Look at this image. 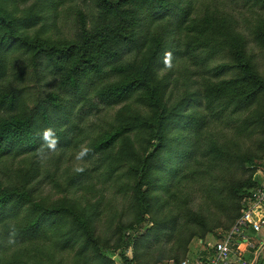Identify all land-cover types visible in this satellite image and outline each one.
<instances>
[{"label": "trees", "instance_id": "obj_1", "mask_svg": "<svg viewBox=\"0 0 264 264\" xmlns=\"http://www.w3.org/2000/svg\"><path fill=\"white\" fill-rule=\"evenodd\" d=\"M4 1L0 0V163H18L0 175V248L11 235L21 246L32 245L33 251L35 242L45 241L37 244L45 246L39 250L43 258L48 247L78 248V258L89 253L96 264H116L100 251L108 246L95 232L101 216L98 205L82 206L68 197L52 204L38 199L42 159L51 149L54 153L81 143L88 129L79 118L86 107V113L98 112L101 106L128 107L134 101L149 108L146 114L120 111L117 121L86 146L95 166L80 169L67 184L85 188L98 172L121 182L119 187L131 194L123 212L124 217L130 213L131 223L119 227L122 234L146 216L151 217L150 232L156 236L175 233L177 215L186 209L192 187L207 189L206 182L216 170L230 169L227 165L238 155L209 136L212 123L224 124L252 111L264 133V70L249 45L252 38L264 49V15L248 21L246 34L230 12L205 6L204 15H197L198 0H74L91 4L94 13L88 17L79 12L82 25L74 39L43 42L27 31L46 17L40 0L18 17L20 0H11V11ZM245 4L249 10L264 12V0H245ZM14 53L19 55L12 62ZM218 56H227L228 62L211 68ZM21 59L22 66L11 76V62ZM181 62L204 69L210 78L203 87L196 82L198 89L188 87L183 97L170 102L167 91L172 80L161 71ZM26 69L39 89L31 106L26 87L18 84ZM49 76L52 82H46ZM46 86L51 90L45 92ZM242 159L256 168L255 157ZM232 191L238 196L241 189ZM238 198L241 201L242 196ZM241 208L238 204L234 223L241 217ZM185 215L184 224L202 226L200 237L212 230L199 212L189 210ZM147 237L143 234L133 242V256L122 254V264H135L133 257L138 258V246ZM47 241L52 245L46 246ZM184 259L176 258V264ZM30 262L31 258L26 263L20 257L10 261L0 257V264Z\"/></svg>", "mask_w": 264, "mask_h": 264}, {"label": "rangeland", "instance_id": "obj_2", "mask_svg": "<svg viewBox=\"0 0 264 264\" xmlns=\"http://www.w3.org/2000/svg\"><path fill=\"white\" fill-rule=\"evenodd\" d=\"M50 1H53L50 2ZM34 0H28L24 3L22 0L16 3L18 7L17 17L22 15L24 9L32 4ZM43 10L45 12V19L38 23L35 27L29 28L27 31L30 36L39 38L43 42H58L60 40L69 39L72 40L76 36L78 29L82 25V18L79 15L80 11L89 14L94 13L91 4H86L82 1L74 0H40ZM4 6L11 11L13 4L11 0L4 1ZM50 3V4H47ZM206 4V5H205ZM205 6L214 10L219 9L223 12H230L234 18L239 22V28L246 34L248 21L253 20V17L264 15L257 9L249 10V6L245 4V0H198L195 4V13L197 15H204ZM195 14V15H196ZM89 23V22H88ZM249 45L252 48L255 59L261 66V71L264 70V49L256 46L252 38H249ZM19 54L14 53L11 55L12 62ZM9 66V72L14 74L22 66L21 61L15 60L13 65ZM228 62L227 56H218L210 64L211 68L226 64ZM185 65L187 69L185 68ZM169 73V77L172 80L168 91L167 98L170 102L180 99L183 97L185 89L190 87L196 90L203 87L206 82V78L210 75L206 74L204 69L197 68L195 65L189 62H181L179 65H174L166 70L161 71V74ZM11 81H15V78H10ZM53 77L49 76L46 82H52ZM199 84H197V83ZM19 85L26 87L28 104L31 106L34 100L35 94L38 92V87L35 85L31 77V73L28 69L25 70L24 79L18 82ZM51 90L49 86L44 88V91L48 92ZM100 111L86 113L89 107L81 110V114L84 117L79 118L81 125L87 128V133L83 137L81 143L77 146L70 148L59 149L53 153L51 146L49 152H47V158L42 159L41 164V179L42 182L38 186V199L44 200L50 204L61 200L64 197L73 198L79 200L82 206L87 205H98V209L101 210V216L99 215L95 222L96 235L100 238L101 243H106L108 247L101 246L100 251L112 259L116 264H122V254L125 252L129 257L133 256V250L130 249L133 246V242L140 238L141 235L146 234V242H141L138 246V258H134L135 264H176V258L180 260L185 258H195L197 254L202 251L203 243L201 241H216V234L223 233L234 226L236 211L238 204L244 208L243 200L249 196L250 192L260 186L263 181L264 175V150L261 149V144L264 141V133L262 128L258 127L256 119L252 111H247L232 120L221 124L212 123L209 131V136L216 138V141L226 143L233 148L237 153V159L229 162L223 172L215 171V175L209 178L204 186H194V194L192 193L188 205L184 206L186 209L182 213L178 214V222L175 233L163 232L160 236H156L155 232H150L152 228V219L150 216H146L141 224H137L132 229H127L123 234L119 227L129 225L131 222V215L128 213L127 216H123L124 210L129 202L130 193L129 190L125 191L119 186L121 182L107 180L102 174L94 173L93 181H89L86 187H69V178L79 171L80 169L91 170L95 166L94 159L87 157L85 152L87 144L99 135L109 129L114 121H117V116L120 111L125 115L146 114L149 108L139 103L131 101L128 107L118 105L114 107L101 106ZM57 157L52 158L55 154ZM54 156V155H53ZM260 156V158L258 157ZM255 157L256 168L252 169L250 165L245 163L242 158ZM18 162H4L0 163V175H4L5 172L13 164L16 167ZM21 165H24L21 163ZM225 173V174H223ZM224 177L223 185L221 183ZM249 183H254L255 186L249 187ZM232 188H240L241 192L238 196H242L241 201L237 194H234ZM231 192V193H230ZM165 197V196H164ZM171 199L170 206H176L175 197H169ZM164 210V208H163ZM178 210V209H177ZM176 208L174 211L177 212ZM189 210L199 212L207 220V226L211 227L212 230L202 238L201 234L204 232L202 226L192 224H184L187 219L185 213ZM173 213L175 214V212ZM169 213V209L165 210ZM164 212V214H165ZM198 233L197 236L193 237L190 241L189 238L193 234ZM16 240V239H15ZM12 236L8 240L2 241L3 248H0V257L5 260H13L16 257H20L22 261L31 258V262L28 264H35L36 258L43 261L42 264H96V261L90 258L89 253L76 257L78 248L70 249L66 251H59L55 247H48L45 250L44 258L39 254V250H42L45 246V241L35 242L37 250L33 251L32 245L21 246L15 241ZM254 243L257 244L256 252H260L261 248L264 247V240H256ZM120 244V247H116ZM52 245L51 242L47 241L46 246ZM35 248V247H34ZM29 250L30 255L28 256L25 252ZM15 254V255H14ZM49 254V255H48ZM14 255V256H13ZM13 256V257H12ZM54 256V259L51 257ZM24 257V258H21ZM255 257V255L253 256ZM258 260V259H257ZM251 258H248L246 264H251ZM16 264V263H14ZM256 264H263V255L256 262Z\"/></svg>", "mask_w": 264, "mask_h": 264}, {"label": "built area", "instance_id": "obj_3", "mask_svg": "<svg viewBox=\"0 0 264 264\" xmlns=\"http://www.w3.org/2000/svg\"><path fill=\"white\" fill-rule=\"evenodd\" d=\"M241 217L227 232L219 233L216 241H201L202 251L195 258H185L180 264H246L248 253L254 251L256 264L257 244L249 236V231L264 226V175L260 186L252 190L243 200Z\"/></svg>", "mask_w": 264, "mask_h": 264}, {"label": "crops", "instance_id": "obj_4", "mask_svg": "<svg viewBox=\"0 0 264 264\" xmlns=\"http://www.w3.org/2000/svg\"><path fill=\"white\" fill-rule=\"evenodd\" d=\"M249 236L251 237L252 241L255 242L256 240H264V226H262L259 230H250L249 231ZM258 254V260L261 258V256L263 255V264H264V247L261 248L260 252H257ZM254 254H256L254 251H251L248 253V258L251 260L255 259ZM257 260V261H258Z\"/></svg>", "mask_w": 264, "mask_h": 264}]
</instances>
